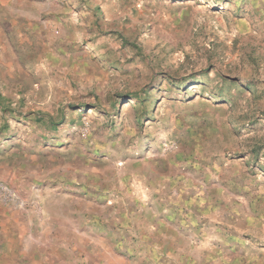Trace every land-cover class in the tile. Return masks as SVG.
Instances as JSON below:
<instances>
[{"label": "rangeland", "instance_id": "1", "mask_svg": "<svg viewBox=\"0 0 264 264\" xmlns=\"http://www.w3.org/2000/svg\"><path fill=\"white\" fill-rule=\"evenodd\" d=\"M18 9L0 238L24 225L60 264H264V0Z\"/></svg>", "mask_w": 264, "mask_h": 264}, {"label": "crops", "instance_id": "2", "mask_svg": "<svg viewBox=\"0 0 264 264\" xmlns=\"http://www.w3.org/2000/svg\"><path fill=\"white\" fill-rule=\"evenodd\" d=\"M30 0H0V13L5 12L11 15L17 14L19 12V7L27 8ZM52 229H55L53 226ZM55 237V235H51ZM58 236V235H57ZM53 240V238L45 233L39 235V246L45 247L47 249V240ZM35 240V235L30 233V229L21 225L14 229V232H5L4 239L0 238V264H60V256L53 255L48 259L44 256V250L37 248L39 259L35 260L31 258L32 244ZM35 252V250H34Z\"/></svg>", "mask_w": 264, "mask_h": 264}]
</instances>
